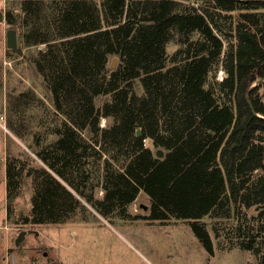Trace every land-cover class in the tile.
Returning a JSON list of instances; mask_svg holds the SVG:
<instances>
[{"label": "trees", "instance_id": "obj_1", "mask_svg": "<svg viewBox=\"0 0 264 264\" xmlns=\"http://www.w3.org/2000/svg\"><path fill=\"white\" fill-rule=\"evenodd\" d=\"M17 1L20 13L8 7L4 22L22 29L24 47L43 45L32 63L62 118L54 142L6 161L8 199L31 180L22 224H61L87 207L107 218L184 220L212 255L201 219L228 216L237 203L263 221L237 245L264 249V173L255 177L264 170V0H211L241 12L219 96L204 86L222 42L212 16L185 0ZM173 31L183 47L168 61ZM140 192L147 217L128 212Z\"/></svg>", "mask_w": 264, "mask_h": 264}, {"label": "rangeland", "instance_id": "obj_2", "mask_svg": "<svg viewBox=\"0 0 264 264\" xmlns=\"http://www.w3.org/2000/svg\"><path fill=\"white\" fill-rule=\"evenodd\" d=\"M17 4V0H4L0 6L3 16L8 7L20 13ZM182 5L212 16L211 27L222 42V51L204 87L219 96L218 83L226 76V57L235 47L241 12L219 11L211 0H185ZM7 29L16 31L17 51L6 46ZM21 35V28L0 23V226L5 224L10 233L2 264H261L262 243L257 245V254L242 250L237 243L255 234L263 221L257 219L254 207L244 209L237 203L228 204V216L217 214L201 219L212 240V255L194 236L190 223L184 220L107 218L87 207L85 213H77L61 224H22L21 219L30 210L31 180L24 178L17 196L8 199L4 183L6 161L17 158L25 162L32 152L54 142L53 131L62 118L32 63L36 51L43 45L24 47ZM199 38L194 34L191 40ZM181 40L173 31L166 45L168 61L183 47ZM133 88L141 94L138 81ZM105 99L101 97L97 105ZM106 124V120L101 119L100 126ZM145 145L156 151L148 140ZM263 173L264 170L258 171L255 177ZM8 207L11 211L7 219L4 212ZM149 208V197L140 192L128 212L132 216L147 217ZM1 233L0 230V239Z\"/></svg>", "mask_w": 264, "mask_h": 264}, {"label": "water", "instance_id": "obj_3", "mask_svg": "<svg viewBox=\"0 0 264 264\" xmlns=\"http://www.w3.org/2000/svg\"><path fill=\"white\" fill-rule=\"evenodd\" d=\"M4 22V16L2 12L0 11V23ZM6 46L11 49L12 51H17V42H16V31L14 29H7L6 31ZM117 58L114 57L111 61L110 68L114 69L117 64ZM264 78L260 79L257 83L263 82ZM256 85V84H254ZM156 156L158 158H161L163 156L162 150H156L155 152Z\"/></svg>", "mask_w": 264, "mask_h": 264}, {"label": "crops", "instance_id": "obj_4", "mask_svg": "<svg viewBox=\"0 0 264 264\" xmlns=\"http://www.w3.org/2000/svg\"><path fill=\"white\" fill-rule=\"evenodd\" d=\"M3 1L4 0H0V6H2V2ZM4 213L6 215V211ZM5 226H6L5 224L0 226V230L3 231V233H1V239H0L2 241V242L0 241V264L3 263V259L6 256L5 254H6L8 243H9V235H10V233L8 231V228L7 229L4 228Z\"/></svg>", "mask_w": 264, "mask_h": 264}, {"label": "built area", "instance_id": "obj_5", "mask_svg": "<svg viewBox=\"0 0 264 264\" xmlns=\"http://www.w3.org/2000/svg\"><path fill=\"white\" fill-rule=\"evenodd\" d=\"M4 228H5V229H7V227H6V226H5Z\"/></svg>", "mask_w": 264, "mask_h": 264}]
</instances>
